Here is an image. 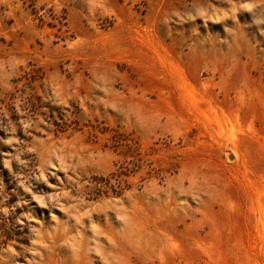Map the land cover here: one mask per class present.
I'll use <instances>...</instances> for the list:
<instances>
[{
  "label": "rangeland",
  "instance_id": "rangeland-1",
  "mask_svg": "<svg viewBox=\"0 0 264 264\" xmlns=\"http://www.w3.org/2000/svg\"><path fill=\"white\" fill-rule=\"evenodd\" d=\"M0 264H264V0H0Z\"/></svg>",
  "mask_w": 264,
  "mask_h": 264
}]
</instances>
